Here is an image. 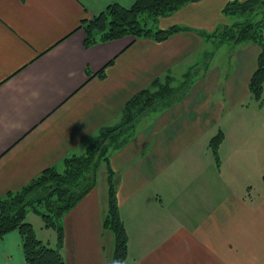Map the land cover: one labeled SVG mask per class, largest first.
I'll list each match as a JSON object with an SVG mask.
<instances>
[{"label": "crops", "instance_id": "0c3cea01", "mask_svg": "<svg viewBox=\"0 0 264 264\" xmlns=\"http://www.w3.org/2000/svg\"><path fill=\"white\" fill-rule=\"evenodd\" d=\"M135 1L0 0V199L49 167L62 171L121 121L127 101L170 78L187 84L178 99L141 119L110 155L125 264H264V84L260 99L249 88L261 46L216 48L201 34L235 22L223 10L246 0L186 4L160 18L161 28L186 29L165 41L85 46L84 19ZM220 131L217 162L210 143ZM107 207L108 182L64 216L67 264H111ZM0 264H27L18 231L0 238Z\"/></svg>", "mask_w": 264, "mask_h": 264}, {"label": "trees", "instance_id": "16d2710c", "mask_svg": "<svg viewBox=\"0 0 264 264\" xmlns=\"http://www.w3.org/2000/svg\"><path fill=\"white\" fill-rule=\"evenodd\" d=\"M198 1L200 0H136L129 7L115 3L94 17L84 19L78 29L83 28L85 31L86 47L125 36L151 38L161 42L186 29L178 25L161 28L155 26L157 22H152L151 19L156 21L160 17L178 11L188 3ZM259 1H233L228 3L223 11L228 15H237L239 11L250 10ZM144 14L150 17V23L147 19L143 20ZM238 24L225 26L226 33L224 37L215 42V47L233 39L234 43L250 41L261 46L258 69L249 83L251 93L260 99L264 84V18L253 23L255 27L251 23L244 25L236 37L233 30ZM219 29L211 34L204 32L201 34L215 40V34ZM104 74L105 69L100 72V76ZM169 83L170 78L165 83L157 79L153 81L150 88L133 96L125 104L121 121L115 125L102 127L84 153L74 154L64 160L62 171L57 170L56 167H49L20 191L9 192L0 199V238L11 231H18L22 237L27 264H67L62 252L65 238L63 218L96 187L97 173L102 163L106 164L108 173V207L103 220V228L114 235L111 264H125L128 253V235L120 215L114 171L110 166V155L114 149H119L129 142L132 134L128 133L134 130L142 117L141 114L150 102L152 103L149 100L158 97L157 92L151 93V89L155 86H160L162 90L166 88L171 96L178 91L170 87ZM150 94L152 96H149ZM172 102L169 99L166 100L164 107L170 106ZM223 139L224 134L220 131L210 143L217 162H219L218 148ZM29 211L40 214L45 226L57 232L56 247L40 239L33 224L25 220Z\"/></svg>", "mask_w": 264, "mask_h": 264}, {"label": "rangeland", "instance_id": "374dc122", "mask_svg": "<svg viewBox=\"0 0 264 264\" xmlns=\"http://www.w3.org/2000/svg\"><path fill=\"white\" fill-rule=\"evenodd\" d=\"M253 6H254L253 8H251L250 10H248L246 12H240L239 11L238 14L236 15V21L229 25V26H234L236 23L240 24V25L238 24L233 30V33L235 34L236 37L238 36L240 29H242L244 25H246V24L248 25L251 23V25L253 27H255L256 25L253 23L264 18V0H260L259 2L254 4ZM143 16H144L143 20L147 19L148 22L150 23V20H149L150 17L149 16L146 17V14H144ZM160 18H158V20H156V21L151 19V21L157 22L155 26H159V24L161 22ZM225 26L221 27L219 29L220 31L218 30V32H216L215 40L213 38L214 46H215V42L218 41V39L224 37V35L226 33ZM230 34L232 35V33H230ZM226 40H228V38ZM229 40H232V39H229ZM233 40H232V42H235ZM226 42H228V41H226ZM244 42H249V41H244ZM216 48H217V46H216ZM169 85L172 88L174 87L172 82H170ZM186 85L184 84L183 86H181L180 89L174 87V89H177L178 91L176 93H173L172 96H171L170 92H168V89H166V88L164 90H162L160 88V86H155L154 89H151V93L157 92L158 97L149 100V102L152 101V103L150 102V104L146 107V109L144 108L145 111L141 114L142 117L139 119V121L141 119H146L144 122H147L151 118L155 117L157 115V113L162 110L164 104L166 103V100L169 99L170 101H175L176 99H178V96H180V94L182 93L181 92L182 89ZM149 96H152V95L150 94ZM133 131L134 130H132L130 132L128 131L129 133L128 132L127 133L132 134ZM107 175H108V173H107L106 167L102 163V165L100 166V169L98 171V180H97L98 181L97 185H98L99 191L102 194L105 192V187L107 184ZM25 220L28 222H31L33 224V226L36 230L37 236L39 238H41L45 242H48L50 244V246L56 247L57 232L54 229L47 228L45 226L44 220L40 214H37L33 211H29Z\"/></svg>", "mask_w": 264, "mask_h": 264}]
</instances>
